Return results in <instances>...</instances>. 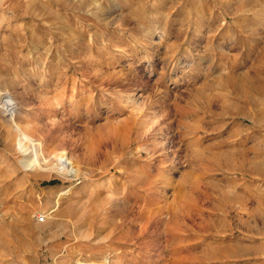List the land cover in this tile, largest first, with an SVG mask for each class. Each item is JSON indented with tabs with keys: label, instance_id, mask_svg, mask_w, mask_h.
<instances>
[{
	"label": "rangeland",
	"instance_id": "374dc122",
	"mask_svg": "<svg viewBox=\"0 0 264 264\" xmlns=\"http://www.w3.org/2000/svg\"><path fill=\"white\" fill-rule=\"evenodd\" d=\"M76 263L264 264V0H0V264Z\"/></svg>",
	"mask_w": 264,
	"mask_h": 264
},
{
	"label": "bare ground",
	"instance_id": "6f19581e",
	"mask_svg": "<svg viewBox=\"0 0 264 264\" xmlns=\"http://www.w3.org/2000/svg\"><path fill=\"white\" fill-rule=\"evenodd\" d=\"M3 104H4V106L6 107V108H8L7 110H11V100H10V98H6L4 101H3ZM17 127V129L19 130V132L21 133V135H22V137L24 138V141L26 140V142H28L29 143V145L30 146H34V145H36V144H34V142H32L31 140H30V138L26 135V134H24L20 129H19V127L18 126H16ZM127 128V127H126ZM28 150V149H27ZM26 152V151H25ZM39 157L38 156H35V154L33 155V156H31V158H28L27 159V162L29 163V164H31V165H35V166H37V167H39V166H41L42 164H44L45 163V161L44 160H42V158H41V160L40 159H38ZM55 167H54V169H55V171L57 172V173H60L61 175H71L72 174V170H70L69 169V167H68V162H66L65 160H62V159H58L56 162H55ZM36 167V168H37ZM243 173H245V172H243ZM65 191H63V192H61V194H63ZM111 231V230H110ZM119 237V236H118ZM111 238V237H110ZM117 240V239H116ZM123 240V239H122ZM76 264H82V263H76ZM141 264V263H140ZM144 264V263H143Z\"/></svg>",
	"mask_w": 264,
	"mask_h": 264
}]
</instances>
